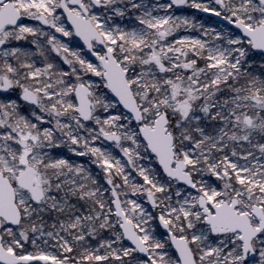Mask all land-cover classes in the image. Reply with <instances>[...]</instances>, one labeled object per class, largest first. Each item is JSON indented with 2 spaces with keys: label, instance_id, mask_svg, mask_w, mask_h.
Instances as JSON below:
<instances>
[{
  "label": "snow or ice",
  "instance_id": "6c2138e0",
  "mask_svg": "<svg viewBox=\"0 0 264 264\" xmlns=\"http://www.w3.org/2000/svg\"><path fill=\"white\" fill-rule=\"evenodd\" d=\"M0 264H264V0H0Z\"/></svg>",
  "mask_w": 264,
  "mask_h": 264
},
{
  "label": "water",
  "instance_id": "95a60500",
  "mask_svg": "<svg viewBox=\"0 0 264 264\" xmlns=\"http://www.w3.org/2000/svg\"><path fill=\"white\" fill-rule=\"evenodd\" d=\"M203 16H207V15H210V14H202Z\"/></svg>",
  "mask_w": 264,
  "mask_h": 264
},
{
  "label": "rangeland",
  "instance_id": "374dc122",
  "mask_svg": "<svg viewBox=\"0 0 264 264\" xmlns=\"http://www.w3.org/2000/svg\"><path fill=\"white\" fill-rule=\"evenodd\" d=\"M191 11H195V10H191Z\"/></svg>",
  "mask_w": 264,
  "mask_h": 264
}]
</instances>
